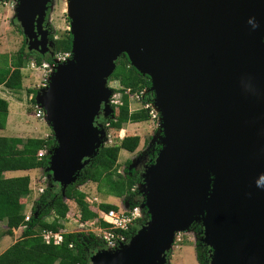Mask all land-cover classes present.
Instances as JSON below:
<instances>
[{
	"label": "water",
	"instance_id": "obj_1",
	"mask_svg": "<svg viewBox=\"0 0 264 264\" xmlns=\"http://www.w3.org/2000/svg\"><path fill=\"white\" fill-rule=\"evenodd\" d=\"M13 1L29 45L47 43L38 35L49 0ZM69 8L73 58L36 96L57 143L52 182L65 192L106 142L97 120L112 117L108 81L122 55L151 79L163 121L140 186L148 222L91 264H167L175 235L196 221L210 264H264V0H69Z\"/></svg>",
	"mask_w": 264,
	"mask_h": 264
},
{
	"label": "trees",
	"instance_id": "obj_2",
	"mask_svg": "<svg viewBox=\"0 0 264 264\" xmlns=\"http://www.w3.org/2000/svg\"><path fill=\"white\" fill-rule=\"evenodd\" d=\"M70 21V19H69ZM54 53H66L72 51V35L54 41ZM8 63L6 67L0 66V86L8 90L18 92L23 85L22 69L31 62V58H24L22 53L16 57H6ZM51 57L47 58L50 60ZM37 66H41L42 57L34 58ZM118 81L124 89L131 90L132 93H140L151 89V79L142 75L133 67L127 55H122L116 62V70L110 77ZM33 93L32 103H36L38 89L29 91ZM154 93H147L144 99L152 101ZM146 104V103H145ZM137 106L131 109L127 95H124L123 105L115 109L114 119L109 121L106 128L110 133H118L127 124L151 125L153 119L150 110L146 106ZM9 103L0 97V131L7 129ZM51 129V127H49ZM155 131V127H153ZM52 131V129H51ZM48 134V132H46ZM47 137L30 138H10L0 136V221L6 225L4 235L13 236V230L24 228L20 239L11 245L0 255V264H91V254L97 248L104 246L92 231L67 232L68 214L73 207L79 209L76 213L80 224L88 225L89 229L106 227L104 222H97V210L104 212L111 210L120 211L121 208L115 204L101 202L99 207L93 202L90 193L81 190L86 185H95L98 193L103 196L112 195L117 199H126L130 208L136 207L144 201L143 195L139 191V184L142 177L134 169L127 174L119 172V157L121 151L135 153L141 144L139 136H128L121 141L118 138L110 142H104L98 155L80 172L75 185L69 186L65 192L62 187L51 182L46 176L40 183V187L45 188L43 194H38L28 222L25 221V205L21 197L30 192L31 178L28 175L15 178H6V172L31 171L35 169H47L49 157H39L41 150H53L57 143L54 140L53 131ZM113 133V134H114ZM157 149L152 158L155 160L161 146ZM131 164V162H128ZM45 174H49L47 171ZM39 187V188H40ZM91 196V197H90ZM202 225L194 223L191 231L198 232L199 241L203 236ZM47 232L63 233L64 240L60 245L46 244L43 234ZM137 232L136 228H131L123 235L131 237ZM72 245V247H70ZM196 248L199 264H210V249L203 243H199ZM203 246V248H202ZM202 248V251H201ZM175 251V250H173ZM172 251V252H173ZM172 252L168 255L169 262Z\"/></svg>",
	"mask_w": 264,
	"mask_h": 264
},
{
	"label": "rangeland",
	"instance_id": "obj_3",
	"mask_svg": "<svg viewBox=\"0 0 264 264\" xmlns=\"http://www.w3.org/2000/svg\"><path fill=\"white\" fill-rule=\"evenodd\" d=\"M68 8H69V0H49L48 8L45 11V17L43 18V22L45 24L44 27L45 34H50V35L54 34V36H57L58 38H63L65 36L67 37L69 34H71V23L69 21ZM15 13L16 12L12 10L9 4L6 5V8L0 5V55L3 54L2 55L3 58L2 56H0V66L3 67H6L5 64L9 62V60L8 62H6L7 61L6 57H11L12 54H16L17 49L21 46L22 37H20V35L16 33V31L14 32L12 31L13 34L10 33L12 29L11 27L14 28V26H11V21L14 18H16ZM47 51H49V49ZM4 55L6 57H4ZM48 56L49 54H45L43 61ZM22 75H23V85L18 92L8 90L5 87L0 88V95L3 96V98L6 99L7 101L9 100L8 102L10 104L9 108L11 111L12 119L10 124H8L9 126L8 130L12 128V130H15L12 131L13 132L12 134L22 136L24 139L30 137H38V136L43 137L45 132H48V134L50 135L51 133L49 132L52 131L47 125V123L44 120L35 117V113L37 111L36 107L38 103L35 104L32 103L30 99L33 97V93L29 92V91H33V89L40 88L43 72L40 71L39 69L33 72L32 70L26 68L22 71ZM108 82H109L108 85L112 90L113 88L122 87L118 81L109 79ZM149 100L143 99L142 100L143 103L141 101L137 103L136 101L129 99V104L131 105V109H133L136 108L137 106H142L145 103H147L148 105L149 102H151ZM147 105L146 108L152 111L156 116V119H154L151 125L146 126L141 124H127L124 127L125 129L124 131L120 130L121 131L120 133L119 132L118 133L113 132L114 134L112 133V139L110 143H112L115 140V138H118V140L120 141L128 136H139L141 138L140 147L135 153L121 151L119 157V166H120L119 172L121 174L125 175L128 173L127 171L131 169H135L136 172L140 174V177H142L146 171L144 166V161L147 158H151L152 154L157 150L155 146L157 144V141L159 140L158 135L163 124L162 116L161 113H159V111H156L158 113H155L154 109L148 108ZM154 105L155 104L153 103V106ZM151 117H154V115H151ZM103 119L105 120V118ZM97 121H99V119ZM153 127L156 128L155 131H153L154 130ZM5 134L11 135L5 133V130L0 131V136L3 135L5 136ZM52 151L53 150H48V153L51 154ZM49 154L48 157L50 161L51 155ZM128 162H131V164H128ZM43 176H49V174L47 175L45 173L43 174L38 173L37 175H34V178L37 182V186H36L37 189L40 187V183L44 181ZM79 177L77 178L76 182L78 181V179H80ZM49 180L52 182L51 179ZM76 182L73 185H75ZM32 188L34 189L33 186ZM81 190L90 193L92 197L98 196L101 202H105L108 204H115L120 208L123 207V209H126L129 206V202L126 201V199H117L112 195L107 194L103 196L101 193H98L97 187L95 185H86L82 187ZM38 196H39L38 194L34 196V198L32 199L33 203L30 201L32 205H34V202L38 198ZM203 197H204V193L201 194V198H200L201 202ZM77 212H79V209L75 207H73L72 210H70L69 212L70 219L67 221L68 224L67 232L89 233L88 225L80 224L78 217H74L76 216ZM196 223L202 225L200 221H196ZM4 228H5L4 224L0 223V233L4 232ZM198 232L190 231L189 237L187 235H184L183 242L178 243V248H175V251H173L172 255H170L171 256L170 263L168 256L167 264H199V261L197 259L198 254L196 248H199L198 246L199 243H203V246L205 244L202 241L203 236L199 241L200 235L198 234ZM189 238L191 240H189ZM7 239L9 238H5L4 240L0 241V255L7 249V244L9 243L6 242ZM100 250H101L100 248H97L95 251L93 249V253L91 254V257Z\"/></svg>",
	"mask_w": 264,
	"mask_h": 264
},
{
	"label": "built area",
	"instance_id": "obj_4",
	"mask_svg": "<svg viewBox=\"0 0 264 264\" xmlns=\"http://www.w3.org/2000/svg\"><path fill=\"white\" fill-rule=\"evenodd\" d=\"M72 58H73L72 52L57 53L54 54V56H52L50 60L45 59L42 62L41 66H37L36 64L31 63L29 66L30 70L35 72L39 69L40 71L43 72L39 90L48 88L51 83V77L54 74L57 66L69 62L70 60H72ZM147 93H151V91L144 90L140 93H132L131 90L124 89L123 87L113 88L112 95L109 101L113 113H112V117L109 118L114 119V113H115L114 111L116 108L121 107L123 105L124 95H127L128 99L136 101L138 103L139 101L142 102V100L144 99ZM153 103H154V99L151 102H149L148 105L146 103L145 106L147 105L148 108H153L155 113H158L156 112L157 110H155V106H153ZM36 109L37 111L35 113V117L45 121L46 113L44 109H42L39 105H37ZM150 114L154 115V117H152L154 121V119H156L155 114L152 111H150ZM108 126H109V121L105 123L104 127L107 128ZM107 138H108V142H111V137L109 136V134L107 135ZM48 154H49L48 149H44L39 152L38 156L45 157L48 156ZM140 186L141 183L138 186L139 191H140ZM44 192H45L44 187H40L38 189L39 194H43ZM92 200L99 207L101 202L98 196H94ZM142 205L143 203L141 202L134 208H130V206H128L126 209L121 208L120 211L111 210L109 212H104L101 211L100 209L97 210L98 219L96 221L98 223L104 222L107 224V226L94 228L92 231L96 234L97 238L102 242L104 246L103 247L104 250L109 252L119 251L120 248L129 244L131 239L136 234V233L132 234V236L128 238L125 235H123L124 232H128L131 228H136L138 231L142 226H144L148 222L149 220L148 212L146 209L142 207ZM68 217L70 218L69 214ZM25 220L26 222L30 220V214L26 215ZM184 235H187L189 237L188 233H177L175 235L173 250H175V248H178V243L183 242ZM43 240L46 244L52 243L54 245H60L64 240V236L63 233L47 232L43 234ZM189 240L191 239L189 238ZM70 247H72V245Z\"/></svg>",
	"mask_w": 264,
	"mask_h": 264
},
{
	"label": "flooded vegetation",
	"instance_id": "obj_5",
	"mask_svg": "<svg viewBox=\"0 0 264 264\" xmlns=\"http://www.w3.org/2000/svg\"><path fill=\"white\" fill-rule=\"evenodd\" d=\"M8 4L12 8V10L14 12H16L15 13L16 18H14L11 21V26H14V28L11 27L12 29H11V32L10 33L13 34V32L16 31V33H18L20 35V37H22V39H21V46L17 49V53L16 54H12V56L18 57L22 53V55H23L24 58L30 57L31 58V62H33L34 64H36L34 58L42 57L44 59V55L45 54H49V56H51V53L53 52L54 41L57 40V39H60V38H58L57 36H54V34H52V35H50V34L38 35V39L39 38H44V40L47 39V43H44V45H42L39 41L35 40L34 41V44L36 45V47L35 48L31 47L29 45L28 39L26 38V35L24 33V30H23V28L21 26V22L19 20V14H18L19 2L13 1V0H0V5L1 6H4V8H6V5H8ZM12 34H10V35H12ZM45 44H47V46ZM49 47H51V48H49ZM47 48L49 49V51H47L48 50ZM42 51H45V53L42 54ZM2 55L3 54H1L0 56H2ZM4 57H6V56L4 55ZM2 58H3V56H2ZM38 92H37V94H38ZM37 94H36V96H37ZM102 119L103 118H100L99 121H97V124H102V122H103ZM156 145H159V144L157 143ZM153 162H154V159L152 157L151 158H147L144 161L145 169L149 165H151Z\"/></svg>",
	"mask_w": 264,
	"mask_h": 264
},
{
	"label": "crops",
	"instance_id": "obj_6",
	"mask_svg": "<svg viewBox=\"0 0 264 264\" xmlns=\"http://www.w3.org/2000/svg\"><path fill=\"white\" fill-rule=\"evenodd\" d=\"M2 87L3 86H0V88H2ZM0 97L3 98V96H1V95H0ZM9 107H10V104H9ZM11 117H12V115H11V111H10V108H9V111H8V124H10V122H11V119H12ZM8 127L9 126L7 125V129H5V133L11 134V135L5 134V136L10 137V138H23L22 136L12 134L13 133L12 131H15V130H12V128L8 130ZM47 135L48 134L45 132L44 136L47 137ZM46 171H47V169L46 170L45 169L44 170L43 169H35V170H31V171H26V172L25 171H13V172H6L5 173V177L6 178L22 177V176H25V175H28L31 178L29 194L28 195H24V196L21 197L22 203L25 205V209H26L25 215L29 214L31 212V208L33 207L32 199L37 194V188H36L37 182H36V180L34 178V175H37L38 173H42L43 174ZM32 186L34 187V189L32 188ZM30 201L32 203H30ZM0 223L4 224L2 221H0ZM4 227H5L4 228V232H5V230H6V225L5 224H4ZM23 230H24V228L13 230V233H14L13 236L4 235V232H2V233H0V241L4 240L5 238H9L6 241L7 243L9 242L7 244V249H8L10 247V245H13L14 243H16L20 239Z\"/></svg>",
	"mask_w": 264,
	"mask_h": 264
},
{
	"label": "clouds",
	"instance_id": "obj_7",
	"mask_svg": "<svg viewBox=\"0 0 264 264\" xmlns=\"http://www.w3.org/2000/svg\"><path fill=\"white\" fill-rule=\"evenodd\" d=\"M71 52H72V51H71ZM54 54H57V53H54V50H53V52L51 53V56H49V57L54 56ZM49 57H47V58H49ZM47 58H46V59H47ZM31 63H33V62H30V63L26 66L27 69H30L29 66H30ZM36 65H37V64H36ZM26 68H24V69H26ZM24 69H22V71H23ZM33 72H34V71H33ZM38 91H40V90L38 89ZM30 100H31V99H30ZM108 119H109V118H107L106 120H108ZM105 123H106V122H104V119H103V122H102L101 125H102L103 128L106 130L107 135L109 134V136H110V133H109V132L107 131V129L104 127ZM124 130H125V129L123 128L121 131H124ZM121 131H119V133H120ZM123 139H124V138H123ZM105 141L108 142V138H107ZM157 143H158V142H157ZM49 176H50V174H49ZM49 176H46L45 178L48 179ZM141 183H142V182H141ZM38 189H39V188H38ZM38 189H37V194H39V193H38ZM39 195H40V194H39ZM100 202H101V201H100ZM142 203H144L143 200H142ZM122 208H123V207H122ZM29 214H30V216H31V212H30ZM69 214H70V213H69ZM26 215H28V214H26ZM25 218H26V217H25ZM69 219H70V218H69ZM25 221H26V220H25ZM92 230H93V229H89V231H92ZM190 231H191V229H190ZM190 231H189V232H184V233H188V234H190ZM92 232H93V231H92ZM137 232H138V231H137ZM137 232H136V233H137ZM207 248H209V247L207 246ZM209 249H210V248H209ZM101 250H104V248H102ZM172 251H173V248H172L171 252H172ZM171 252H170V253H171ZM170 253H169V254H170ZM210 254H211V252H210ZM169 263H170V262H169Z\"/></svg>",
	"mask_w": 264,
	"mask_h": 264
},
{
	"label": "bare ground",
	"instance_id": "obj_8",
	"mask_svg": "<svg viewBox=\"0 0 264 264\" xmlns=\"http://www.w3.org/2000/svg\"><path fill=\"white\" fill-rule=\"evenodd\" d=\"M68 10H69L68 13H70V11H71L70 8H68Z\"/></svg>",
	"mask_w": 264,
	"mask_h": 264
}]
</instances>
